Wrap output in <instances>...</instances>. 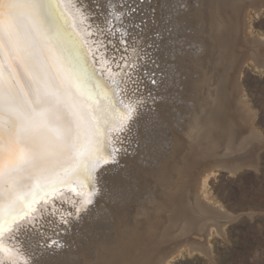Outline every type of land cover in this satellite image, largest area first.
Wrapping results in <instances>:
<instances>
[{
  "label": "bare ground",
  "instance_id": "6f19581e",
  "mask_svg": "<svg viewBox=\"0 0 264 264\" xmlns=\"http://www.w3.org/2000/svg\"><path fill=\"white\" fill-rule=\"evenodd\" d=\"M55 1L52 0L49 14L43 18L46 41H50L52 52L45 43L37 41V59L49 76L63 79L68 86L78 85L84 92L85 101L90 94L101 102L107 97L112 104L118 98L121 108L135 105L141 119L134 126L130 121L129 128L120 134L122 145L113 142L120 147L117 159L121 161L125 149L134 147L136 142L149 150V158L146 162L131 159V156L125 158L126 161H137L139 187H135L137 182L134 183L130 176L112 177L115 166L101 168L96 173L93 203L86 212L79 214L76 209L81 207L80 198L69 191V187L80 191V184L73 182L65 186L58 183L61 177L56 173L48 176L47 182L58 189L52 192L50 197H54L48 204L42 201L34 207L35 211L29 209L30 216L26 215L18 223H11L7 214L0 218V244L10 250L0 252V264H167L171 254L168 250L184 247L191 232L198 234V230L204 229V220L196 209L202 210V204L198 201L194 207L187 202L191 186H198L197 198L202 195L199 184L206 178L204 169L221 165L235 172L255 160L253 150L243 156L238 153L248 149L253 140L250 117L239 95L240 71L250 57V43L264 59V49L260 50L264 48L263 40L260 39L263 44L250 42L244 32L246 5L250 0H190L196 4L190 11L197 15L198 23L197 39L188 46L181 41L183 24L177 23L180 21L177 16L186 15L184 10L188 0H59L62 7ZM57 8L66 17L65 22ZM116 16L120 20H116ZM181 21L184 23L182 18ZM24 23L35 39L31 26L27 21ZM116 28L119 32H115ZM75 36L86 47L87 60L98 68V75L108 86L100 84L89 73L73 39ZM121 40L126 43L121 45ZM175 58L180 62L186 60L191 69L185 78L194 93H188L185 102L176 95V84L183 68L176 70ZM15 67L25 91L31 93L24 69L18 64ZM75 93L76 89H73L74 96ZM153 102L157 107L152 110ZM174 102L183 103V114L179 116L181 121L174 122L170 118L173 129L170 135L165 117ZM162 106L167 109L166 113L159 109ZM172 111L177 112L176 109ZM72 119L63 102L55 106L49 116L51 127L59 132L71 127ZM56 131L37 133L47 151L52 153L47 157V163L69 164L71 153L62 147ZM110 135L114 133L110 132ZM262 146L263 143L258 145ZM109 150L110 146L106 145L105 151ZM209 161L217 162L208 167ZM42 166L37 163L29 171L39 172ZM105 168L113 170L105 171ZM30 187V182L29 187L18 186L16 195L23 196ZM87 190L91 191L90 185ZM105 190L109 194L112 192V196L123 193L118 208L115 210L110 205V211L91 217L96 213L92 205ZM25 199L30 197L25 196ZM73 200L77 201L75 205ZM122 209L126 211L112 227L111 210L117 216ZM214 212L217 211L214 209ZM65 220L67 223L63 222ZM8 222L9 226H5ZM82 222L86 230L80 232L84 237L81 233L79 236L70 234L74 226L80 227ZM16 238L27 240L30 247L25 250ZM85 238L93 247L102 248L93 256L77 259L66 257L63 248L42 247L53 240L64 245ZM85 243L81 247H88ZM192 247L210 256V250L203 248L204 245L192 244Z\"/></svg>",
  "mask_w": 264,
  "mask_h": 264
},
{
  "label": "snow or ice",
  "instance_id": "6c2138e0",
  "mask_svg": "<svg viewBox=\"0 0 264 264\" xmlns=\"http://www.w3.org/2000/svg\"><path fill=\"white\" fill-rule=\"evenodd\" d=\"M51 4L52 0H0V218L7 214L11 223H18L26 215L30 216L28 210L35 211L33 204L41 199L45 204L49 203L44 196L58 190L47 182V177L53 173L61 177L58 183L62 185L70 186L73 182L80 184V191L71 187L69 191L80 198L81 207H77V214L86 211L93 203L96 173L106 165L119 167L117 156L120 147L113 142L122 145L120 134L129 128L130 121L134 126L141 119L135 105L121 108L118 98L112 104L107 97L101 102L90 94L85 101L84 92L78 85L72 83L68 86L63 79L51 77L45 71L36 52L37 41L45 43L52 52L43 28V18L49 14ZM56 4L61 6L59 0H56ZM115 19L120 20V17L116 16ZM25 21L31 26V32L35 33V39L27 31ZM107 31L112 32L113 29ZM115 32H119V29L116 28ZM125 43L124 40L120 41L121 45ZM17 64L25 71L31 93L25 91L21 84L15 67ZM152 82L155 83L154 80ZM73 89H76L75 96ZM126 95L130 97L131 93ZM61 102L68 107L73 118L72 126L63 132L53 129L49 122L53 108ZM40 131H56V138L62 140V147L71 153V163H47V157L52 153L38 138ZM110 132L114 135H110ZM106 145L111 150L106 152ZM37 163L43 165L41 170L30 172ZM112 170L105 168V171ZM103 174L101 172V176ZM29 182L30 191L23 196L16 195L17 187H29ZM89 185L91 191L87 190ZM122 195L117 192L116 198ZM25 196L30 199H25ZM72 203L75 205L77 201L73 200ZM63 222L67 223L66 220ZM8 230L12 231L11 228ZM27 230L25 227L24 231ZM16 239L25 250L30 247L27 240ZM42 247L54 250L62 249L64 245L53 240ZM6 251L10 250L0 244V252Z\"/></svg>",
  "mask_w": 264,
  "mask_h": 264
},
{
  "label": "rangeland",
  "instance_id": "374dc122",
  "mask_svg": "<svg viewBox=\"0 0 264 264\" xmlns=\"http://www.w3.org/2000/svg\"><path fill=\"white\" fill-rule=\"evenodd\" d=\"M255 1L250 0V4L246 5V9H248L246 12L247 14L244 16V32L246 38H248L250 42L258 41L263 44L264 0ZM195 5V3H191L190 0H188L187 8L184 10L186 15H183L184 17L177 16L178 19L175 16L177 21H181L182 18L184 22H177L180 26L183 24L180 31L183 32L181 41L184 46H188L191 41L197 39V15L193 13L194 11H190L196 7ZM192 17H194V20H192ZM260 39L263 40V42ZM250 48V57H248L247 61L243 64L240 71L239 95L250 117V133L253 134V140L250 143L251 148L249 147L248 149L242 150L241 152L244 154L241 152L238 153L243 156L251 153L253 150L252 158L255 157V160L253 159L251 164L242 166L235 172L221 165L209 167L217 161L208 162L209 168L204 169L203 173V176H206V178L203 179L204 181L202 184H199L202 195L199 198L196 197L195 191L198 186L195 185L190 187V191H188L187 194L188 203L195 207V204L199 201L203 206L202 210L197 207L196 209L198 210V215L204 220V229L198 230L199 235L196 232H191L188 237L189 239H187L188 241L186 240L188 244L186 243L184 247H178L179 249L173 247L175 248L173 251L168 250L171 254L167 264H264V59L258 56V49H254V44L250 43ZM263 49L264 48H260V50ZM174 62L177 65L176 70H181V68L184 70H181L182 75L179 77L181 80H178L179 83L176 82V87H178L176 88V95L185 102L188 99L187 94L189 93L188 95H190L194 93L189 89V85L186 83L187 78H185L186 74H188L189 71L191 72V69H189L190 65H188L186 60L180 62L176 58ZM173 104L174 107L168 109L169 114L165 117L169 122L168 134L170 135L173 130L170 118H173L174 122L175 120L181 121L179 116L183 114L181 110L183 109V103L174 102ZM156 107V104L153 102L151 109L153 110V108L155 109ZM159 109H161L162 113H166L167 111L164 106ZM172 109H176L177 112H170ZM260 143H263L261 148L258 147ZM128 156H131V159L136 158L139 161L146 162L149 158V150L145 149L140 143H134V147L128 149L121 161H119V167L114 168L115 173L112 177L117 179L118 177L124 178V176H130L134 179V183H138H136L135 187H139V171L137 167L135 168L137 161H126L125 158ZM98 198L101 201L99 202V200H97L92 205L96 213L91 217L97 215L101 216L105 211H110V205L116 210L119 199H117L116 196H112V192L109 194V192L105 190L98 195L97 199ZM218 207L220 208L218 209ZM214 209L218 213L214 212ZM121 211L118 213L119 215L116 216L115 212L112 213L111 210L110 216L113 215L112 217H114L112 221L113 225L110 222L112 227H115L118 223L116 220H119L118 217H121L126 210L122 209ZM227 215L231 216V218H226L228 217ZM83 224V222L79 224L81 225L80 227L74 226L70 234L79 236L81 230H86L85 227H82ZM83 234L81 233L80 235L82 238L84 237ZM87 240L88 238L84 240L74 239L71 242L68 241V244H64L62 251H65L66 257H75L77 259L83 258L84 256H93L96 254L97 250L102 247H93ZM85 242H87L88 247H81V245L84 246L86 244ZM192 244L204 245L205 247L203 248L210 250V256L204 254V252L197 247L194 249Z\"/></svg>",
  "mask_w": 264,
  "mask_h": 264
},
{
  "label": "water",
  "instance_id": "95a60500",
  "mask_svg": "<svg viewBox=\"0 0 264 264\" xmlns=\"http://www.w3.org/2000/svg\"><path fill=\"white\" fill-rule=\"evenodd\" d=\"M55 3H56V1H55ZM57 9H58V8H57ZM58 11H59V13H60V16L63 18V20H64V22H65V21H66V17L61 13V10L58 9ZM75 37H76V36H75ZM75 37H74L73 39L75 40V42H76L77 45H78V49H79L80 55H81L82 58H84V61H85V63L87 64V69H88L89 73L91 74V76H92L94 79H96V81H98L100 84H102V85H107V86H108V83L105 81V79H104L103 77H101V76L98 75V73H97V69H98V68H95V67L93 66V64H92L89 60H87L89 54H88V52H87V50H86V47L82 44V42L78 39V37H76V38H77V41H76V38H75ZM82 55H83V56H82ZM109 86H110V85H109ZM71 188H73V187H71ZM60 189H61V187H60ZM42 195H43V194H42ZM46 197H47V196H46ZM46 197H45L44 199H46ZM51 197H54V196H51ZM51 197L49 196V197L47 198V200H49ZM42 201H44V200L41 199L39 202L34 203V204H33V207H36V205L39 204V203H41ZM9 224H10V222H8L5 226H9Z\"/></svg>",
  "mask_w": 264,
  "mask_h": 264
}]
</instances>
